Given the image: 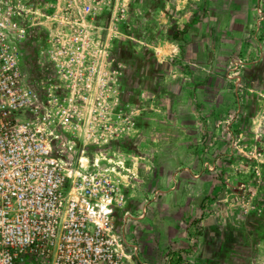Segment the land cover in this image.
Wrapping results in <instances>:
<instances>
[{"label": "rangeland", "instance_id": "374dc122", "mask_svg": "<svg viewBox=\"0 0 264 264\" xmlns=\"http://www.w3.org/2000/svg\"><path fill=\"white\" fill-rule=\"evenodd\" d=\"M0 6L28 23L36 62L82 35L88 100L55 150L119 185L115 226L140 255L264 264V0Z\"/></svg>", "mask_w": 264, "mask_h": 264}, {"label": "built area", "instance_id": "2783aa9c", "mask_svg": "<svg viewBox=\"0 0 264 264\" xmlns=\"http://www.w3.org/2000/svg\"><path fill=\"white\" fill-rule=\"evenodd\" d=\"M15 16L0 13V264L139 260V244L115 226L119 185L55 150L88 100L77 87L94 72L82 71V35L70 48L41 47L48 58L36 62L29 25Z\"/></svg>", "mask_w": 264, "mask_h": 264}, {"label": "crops", "instance_id": "0c3cea01", "mask_svg": "<svg viewBox=\"0 0 264 264\" xmlns=\"http://www.w3.org/2000/svg\"><path fill=\"white\" fill-rule=\"evenodd\" d=\"M150 245H153L154 247H156L157 246V243L156 242H152V244H150ZM146 260H151V259H149V257L147 256V254L145 253L144 255H140L139 256V262L140 263H142V264H146L145 263V261ZM154 261V262H153ZM151 262H153L154 264H158V263H160L161 262V260H159L158 262H155V260H151Z\"/></svg>", "mask_w": 264, "mask_h": 264}]
</instances>
